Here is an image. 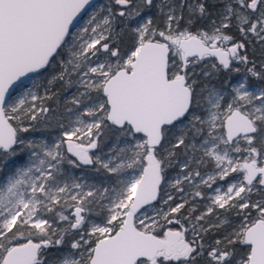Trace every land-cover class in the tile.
I'll return each instance as SVG.
<instances>
[{
	"label": "snow or ice",
	"instance_id": "1",
	"mask_svg": "<svg viewBox=\"0 0 264 264\" xmlns=\"http://www.w3.org/2000/svg\"><path fill=\"white\" fill-rule=\"evenodd\" d=\"M90 2L0 0V264H50L48 250L64 245L66 236L67 249L51 264H264V86L252 87L244 77L227 91H198L187 71L215 58L214 70L251 63L247 73L264 81V62L257 71L240 54L249 37L264 51V0H219L223 6L209 30L196 32L190 30L193 20L180 27L184 0L178 6L161 0L164 30L150 16L128 27L153 0H113L118 11L107 7L100 18L94 12L87 26L73 31ZM187 8L189 16H210L204 0ZM117 17L131 33L126 50L117 46ZM57 63L62 70L47 83L77 87L73 108L66 110L69 122L59 123L61 134L52 142L26 141L20 135L29 130L25 121L54 111L44 106L52 97L48 89L38 95V81L15 98L11 90ZM172 129L180 135L166 148ZM103 130L125 138V147L106 159L93 151ZM181 145L198 155L185 159L172 184L165 173ZM25 149L28 159L5 171L8 160ZM205 162L214 163L213 174L188 171ZM66 164L98 166L116 175L115 185L81 182L65 171ZM231 173L237 178L226 189H214L199 215L193 204L187 215L177 216L189 203L184 197L167 211L153 206L173 200L166 190L167 199L161 195L162 185L183 193L182 183L211 188ZM254 192L262 198L251 200ZM94 208L104 213L102 224L92 220ZM217 209H236L239 223L219 216L218 223H209L205 217ZM59 222L66 226H54ZM222 228L231 230L205 243L210 230Z\"/></svg>",
	"mask_w": 264,
	"mask_h": 264
},
{
	"label": "rangeland",
	"instance_id": "2",
	"mask_svg": "<svg viewBox=\"0 0 264 264\" xmlns=\"http://www.w3.org/2000/svg\"><path fill=\"white\" fill-rule=\"evenodd\" d=\"M171 2L174 5L178 6L181 3V0H171ZM184 2H185V7L183 9V14L187 15L188 14L187 4L188 3H192V2H191V0H184ZM155 3H156V5L160 6L161 5V0H155ZM107 7L108 6L105 5L104 0H95V1H93L90 4V6L84 11V13L80 16V18L78 20H76V22L74 23L73 31H76V30H78V29H80V28H82L84 26H87V21L92 16V14L94 12L96 13L97 18H100L103 15H106L105 9ZM164 10L166 11L167 9L165 8ZM148 16H150V15L145 14L143 17H138L136 20H134V22H135L134 23V27L138 23L142 22V20L144 18L148 17ZM194 67L195 66L190 65L189 68L187 69V71L190 73L191 71H193ZM55 74H57V73H55V71H51V67L48 69V72H46L43 76H40V77H36L33 74H29V77L25 78L16 87V90H18V91L13 94V98H15V96H18V95L22 94V92L25 91L27 88H31L33 83L37 82V81L39 83V87L37 89H34V90L37 91L38 95L43 96V94L45 92V89L49 90L48 87H50L49 84L47 83L48 79H51V77L54 76ZM244 77H245L244 73L240 74V75H237L235 77V79L233 80L232 85L236 84L238 81H240ZM248 83L252 87L260 86L259 84L255 83V82L252 83L249 80H248ZM208 86H215V87H217L219 89H222V90H225V91L229 90L225 86L220 85L219 83H213V82H211V83H207V82L203 83V85L201 87H199L198 90L203 89V88L208 87ZM81 91H82V89H81ZM63 96H64V98L70 99V100L73 97V95L70 94V93H65ZM71 108H73V106ZM67 109L68 108L64 107L62 109V111H61V117L63 118V120L61 122L64 123L65 125H67L68 122H69V118H68L67 111H66ZM73 119H74V117H73ZM104 131L105 130H103V132ZM172 131H177V130L176 129H172L171 132ZM60 134H61V132L60 133H53L52 136H47L44 132H42V133H33L32 132V134H28L26 137H23V138L26 141L33 140V141H36L37 143H39L41 141L52 142ZM176 136H179V135H176ZM100 139H101V137L99 138V146H98V148L96 150H94V152H95L96 155H99L102 159H106L107 157L113 155V153L116 152L118 149L125 147V138L120 136L119 133L115 132L114 130L111 131V136L107 140V142L101 143ZM198 143H199V141H197V144ZM165 147L166 148H171V145L166 144ZM26 151L27 152H26L24 158L19 159V158L16 157V158H13V160L11 162H10V160H8L7 167L4 170L7 171L8 169H10L12 167V164H14V163H19L22 160L26 161L28 159V150L26 149ZM190 153H193L192 150H191ZM193 155H198V153H193L189 157H192ZM183 160L185 161V159H183ZM65 166H67V164ZM0 167H3V165L0 164ZM202 167H204V168L208 167L210 169L209 172H205V173L213 174V172H214V163L213 162H205L202 165ZM65 171L68 172L72 177L79 178L81 180V182H87L89 185H93L94 184L97 187H108L109 185H115V182H116V179H117L115 174L109 173V172H107L106 170H104L102 168H98V166L97 167L82 166L80 168H75L74 166L70 165V166H67L65 168ZM181 173H182L181 171H177V172L173 173V175H171L170 177H167V178L172 182V184H174L175 183V179L178 176H180ZM1 174L3 175V173H1ZM203 175H205V174H203ZM230 175L232 176V178L229 179V180H227L228 176L225 177V179H223V180H219L218 179L219 182H217L215 185L212 184L211 189L209 187L204 186V188L203 187L202 188L198 187L196 190L200 191L203 194V197H205V198L208 197V196H211V195L214 194L213 190L218 188V187L226 189L227 185L232 183L237 178L238 174L237 173H231ZM195 183L199 184V181L196 180ZM180 187H182V186L180 185ZM208 189L210 191H208ZM165 190H166L167 194L172 195V197L174 196V193H176V194L178 193L180 198L184 197L187 200H193L192 199V195H191L192 192H188L187 193V191H185L183 193H180V192L177 191V189L175 187H172V186H169V185H162L161 195H163L165 199H167V195H165ZM180 202H182V200H180L178 203H180ZM209 203H210V201L207 198H206V200L204 199V201L202 203V205H203L202 208L203 209L200 212H198L197 215H199L201 212L206 211V206ZM176 204L177 203H175V205ZM195 204H198V203L195 202ZM153 206L156 209H163L164 211H167L169 206L174 207L173 205H170V204L164 205L162 202L157 203V201L153 203ZM145 207L148 208V214L150 216L155 215V213L152 211L151 207H149V206H145ZM143 211H144V209L141 210V212H143ZM228 211H225L224 209H217L213 214L205 217V219L209 223L214 222L215 224L218 223V220L216 219L217 216H219L221 219H224L225 217H227L229 220L230 219L232 220V218L229 217V215L227 214ZM96 213H99V215H97ZM65 214H67V213H65ZM103 217H104V213L99 208H94V211H93V214H92V217H91L92 220L95 221L96 223H101L102 224L103 223ZM146 223H150V221H146ZM70 239H71V237L68 238V242H69ZM68 242H67V244L65 246L56 247V249H54V250H48L47 255H48L50 264H51V262L53 260H55L59 256L61 251L67 249Z\"/></svg>",
	"mask_w": 264,
	"mask_h": 264
},
{
	"label": "trees",
	"instance_id": "3",
	"mask_svg": "<svg viewBox=\"0 0 264 264\" xmlns=\"http://www.w3.org/2000/svg\"><path fill=\"white\" fill-rule=\"evenodd\" d=\"M192 3H198L200 2V0H191ZM204 2L206 3V6L208 7V11L210 13V16L206 19H200L197 16H189L188 14H183L184 15V19L181 21L180 23V27L181 28H185L188 27V20H193L194 24L191 27V31L196 32L197 29H201V28H205L206 30H209L210 28V22L212 20H215L216 17V13L217 11L223 6L219 0H204ZM106 5L108 7H112V9L115 11H118V9L113 5V0H106ZM214 5V6H213ZM155 10L152 14V20L154 25L160 29V30H164V21L166 19V17L161 13L160 11V6L155 4ZM146 13H149V9L145 10V12L142 13L141 17H143ZM134 20L129 21L128 22V27H134ZM123 29V31H122ZM115 31L120 33V36L117 38L119 43H118V47H120L122 50H126L130 43L132 42V37H131V33L127 30V28H124L123 23L120 21V18L117 17V23L115 25ZM229 34H232L234 36H236L237 40H242L241 37H239L238 35H236L235 29H228L227 30ZM249 40L251 41L249 44H246V50L241 52V55H247L249 57V61H254L256 63V70L260 71V65L262 62H264V51H262V46L261 44L257 43L255 40H252L251 37H249ZM216 63H218L217 61H215ZM247 67H251V63L248 65H244V64H237V68L235 69H239V72H236L232 69L231 72H229L226 69H220V70H213L211 75H205L206 73V66L204 64H202V62L196 64L195 66V70H193V78L192 80L196 81V85L195 87L197 88V90L199 89V87H201L203 85V83H219L220 85L226 86L227 88H230V86L232 85L233 79H235V77L237 75L240 74H245V77L248 78V80L252 83H257L260 86H264V81L258 80L254 77H251V75L249 73H247L246 68ZM217 68H219V66H217ZM51 70H55V73H58V71L60 72L61 69V65L60 64H55L51 67ZM57 75V74H56ZM57 82V81H56ZM53 83L50 86L52 87H57V91L54 93H51L53 88L51 89L50 94L52 99L50 100H46L44 101V106L48 107L49 109H52L54 111H50L48 113L47 116L44 115H38L37 119L35 121H25V123L29 124V127L31 130H35L36 132H46L48 136L53 135L54 132H58L61 130V128L59 127V123L61 122V117H60V113L62 111V108L60 107L61 104H63V99H62V90H68L70 87L67 86V84L65 82L62 83V85L60 84V82L58 83ZM64 90V91H65ZM199 91V90H198ZM111 136V131L105 130L104 132H102V135L100 136V142L101 143H105L107 142V140L110 138ZM174 145V144H172ZM180 147L175 148V151L179 152ZM26 149L23 151H19V156L22 157L26 154ZM177 168V167H176ZM167 174V173H165ZM262 196L260 194L257 193H252L250 199L253 201L259 200L261 199ZM159 203V202H157ZM192 206L190 205H185V208L181 210L180 214H177V216H181V215H187L188 210L191 208ZM197 211L195 212V215H197V213L200 211L201 208L196 207ZM236 209H231L228 211V215L229 217L232 218L231 221H234L235 223H239V218L236 216ZM252 215H255V211H253ZM212 224H215L214 222H212ZM57 227H65L66 225L63 224V222H59L58 224L54 225ZM207 226V225H205ZM173 227H175V225H173ZM230 231L231 229H220L219 231H217L216 229H212L208 232V234L205 237V243L206 244H212V242L215 239H219L222 237V234L225 231ZM68 238L69 236L65 237V243L62 246H65L68 242ZM56 249V247H52L49 250H54ZM203 264V262H202Z\"/></svg>",
	"mask_w": 264,
	"mask_h": 264
},
{
	"label": "flooded vegetation",
	"instance_id": "4",
	"mask_svg": "<svg viewBox=\"0 0 264 264\" xmlns=\"http://www.w3.org/2000/svg\"><path fill=\"white\" fill-rule=\"evenodd\" d=\"M104 2H105V5H106V0H104ZM155 0H153V6L149 9V13H146V14H148V15H150V17L151 18H153L152 17V14H153V12H154V10H155ZM113 10V9H112ZM114 11V10H113ZM202 29H204V30H206L205 28H202ZM207 31V30H206ZM241 54V53H240ZM215 61H217L215 58H206L203 62H202V64H204L205 66H206V72L207 73H209L210 75H211V73H212V71L214 70L212 67H211V65L212 64H216L217 66H219L218 65V63H216ZM218 62V61H217ZM237 64H239L238 62H234L233 64H232V66H231V68L234 70L235 68H237ZM190 66V65H189ZM196 66V65H195ZM189 68V67H188ZM195 68V67H194ZM193 70H195V69H193ZM51 71H55V70H51ZM229 72H231L232 70H228ZM193 72L194 71H191L190 72V75H191V79L193 78V76H194V74H193ZM58 73H59V71H58ZM57 73V74H58ZM56 75V74H55ZM74 79V78H73ZM234 80V79H233ZM58 83L60 82V81H57ZM56 82V83H57ZM62 83L63 82H60V84L62 85ZM50 86V85H49ZM226 87V86H225ZM49 88V91H51V89L53 88V90H52V92L51 93H54V92H56L57 91V87L55 88V87H52V86H50V87H48ZM227 88V87H226ZM228 89H230V88H228ZM65 89H63L62 90V99H63V104H61V108L63 109L64 107H66V108H71L73 105L71 104V100L70 99H66V98H64V94L65 93H70V94H72L73 96L74 95H77V87L75 86V84H73L72 86H70V88L68 89V90H65ZM18 90H16L15 89V91H14V93H16ZM13 93V94H14ZM49 94H50V92H49ZM44 95V94H43ZM46 101V100H45ZM39 105V104H38ZM197 114H199V112H197ZM60 117H61V113H60ZM63 120V118L61 117V121ZM24 127H28V131L27 132H23V133H20V135L22 136V137H26L28 134H32V132L33 133H42V132H44V131H42V132H36L35 130H31L30 129V127H29V124H27V123H24V125H23ZM62 131V129L60 130V131H58V132H54V133H60ZM46 135H47V133L46 132H44ZM172 134L173 135H171L170 137H169V139H171V141H172V143L171 144H168V145H171V148H172V144H175V140H174V137L176 136V135H180V132L179 131H172ZM48 136V135H47ZM50 136H52V135H50ZM97 143H98V146H99V140L97 141ZM162 143H163V141H162ZM185 143L187 144V143H189V139H186V141H185ZM98 148V147H97ZM96 150V149H95ZM174 151H175V149H173ZM94 151V150H93ZM191 152V149H188V150H186L185 149V146H183V145H181L180 146V150H179V152H177V151H175V153H176V159L172 162V164H171V166H169L168 168H167V170H166V173L167 174H165V176L166 177H170L171 175H173V173H175V172H177V171H181L182 172V169H181V164L184 162V160L183 159H186V158H191V157H189L191 154H193V153H190ZM165 155H166V153H165ZM25 157V155L24 156H22V157H20L19 155L17 156V158H19V159H22V158H24ZM13 160V158L12 159H10V162ZM67 166H70V165H67ZM67 166H65V168L67 167ZM177 167V168H176ZM202 166H200V167H191V168H189L188 169V171H198L199 170V172L201 173V175H203V174H205V172H209L210 171V169L207 167V168H204V167H202ZM76 168V167H75ZM201 169V170H200ZM2 174L0 173V176H1ZM232 178V176L231 175H229L228 176V178H227V180H229V179H231ZM197 181H199L198 179H197ZM196 182V181H195ZM217 182H219L218 180H216V182L215 183H213V185H215ZM181 186H182V188H184V192L185 191H187V193L188 192H192V193H194V192H196L197 190V188H190V187H188L187 186V183H182L181 184ZM204 188V185H200L199 186V188ZM174 189V188H173ZM172 189V190H173ZM211 189V188H210ZM208 191H210L209 189H208ZM193 199V198H192ZM204 199L206 200V198L205 197H200V198H196L195 200H188L189 201V203H188V205H190V206H192L193 204H195V202L196 203H198V204H195L196 205V207H199V208H201L200 209V211L203 209L202 207H203V205H202V203H203V201H204ZM181 200V198L179 197V195H178V193L176 194V193H174V196H173V200L172 201H169V204L170 205H175V203H178L179 201ZM198 201V202H197ZM187 205V204H186ZM199 211V212H200Z\"/></svg>",
	"mask_w": 264,
	"mask_h": 264
},
{
	"label": "water",
	"instance_id": "5",
	"mask_svg": "<svg viewBox=\"0 0 264 264\" xmlns=\"http://www.w3.org/2000/svg\"><path fill=\"white\" fill-rule=\"evenodd\" d=\"M93 1H95V0H91L90 4H91ZM90 4L87 5V6L85 7L84 10H82L81 14L77 17L76 20H78V19L80 18V16H81V15L84 13V11L90 6ZM75 22H76V21H75ZM75 22H74V23H75ZM28 77H29V76H28ZM25 78H27V77H25ZM25 78H22V80H21L20 82H18V83L13 87V89L11 90V91H12V94L14 93V91H15L16 87L19 85V83H21ZM154 202H156V201H154ZM154 202H153V203H154ZM141 210H142V209H141Z\"/></svg>",
	"mask_w": 264,
	"mask_h": 264
}]
</instances>
